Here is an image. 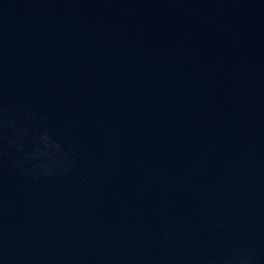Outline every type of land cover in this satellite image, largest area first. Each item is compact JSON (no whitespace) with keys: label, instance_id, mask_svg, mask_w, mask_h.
I'll use <instances>...</instances> for the list:
<instances>
[{"label":"water","instance_id":"1","mask_svg":"<svg viewBox=\"0 0 264 264\" xmlns=\"http://www.w3.org/2000/svg\"><path fill=\"white\" fill-rule=\"evenodd\" d=\"M0 264H264V0H0Z\"/></svg>","mask_w":264,"mask_h":264}]
</instances>
